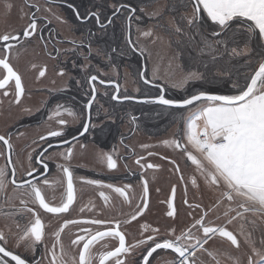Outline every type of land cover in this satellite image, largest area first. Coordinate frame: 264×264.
Here are the masks:
<instances>
[{
	"label": "snow or ice",
	"instance_id": "snow-or-ice-1",
	"mask_svg": "<svg viewBox=\"0 0 264 264\" xmlns=\"http://www.w3.org/2000/svg\"><path fill=\"white\" fill-rule=\"evenodd\" d=\"M11 7V4L5 5L6 10H10ZM28 7L35 8L36 11L30 15L29 23L22 32L0 34V42L3 45L0 48V90H3V97H8L11 87L14 99L10 102L17 105L21 103V99L25 95V87L22 76L10 62V56L22 38L30 39L39 32L36 17L39 8L33 4H28ZM68 7L73 8L74 6L69 4ZM111 7L112 14L106 18H102L99 9L89 10L84 15H81L75 8L74 12L77 19L81 21L94 19L96 27L104 32L114 23V18L122 10L127 9L130 26L136 9L127 4H113ZM181 7L185 10L190 8L191 12L185 11L180 16L174 27V32L178 36L186 37L189 44L193 45L196 51L195 59L199 60L204 71H189L179 82L173 83L172 87L184 88L189 82L217 84L220 87L216 89L202 87L180 97L166 98L164 88L156 85L160 88V92L155 96L144 98L142 102L174 109L179 113L174 117V120L182 123V135L165 140L163 143L181 153L186 161L194 166L195 172L205 184L219 192V198L207 209H202L200 204H190L185 199L184 204L189 208L202 210L199 217H193V223L181 230L179 234L176 233L175 228H166L162 234L161 229L152 228L145 223L140 225L141 238L128 243L127 233L121 228L122 223L130 224L136 221L138 217L144 215L149 207L148 181L141 174L143 194L140 203L130 214V219L124 221L100 218L64 219L58 229L51 233L54 242L51 248L45 245V253L41 256V260L50 256L49 264H109V262L111 264H128L126 257L139 249L142 253L141 258L139 261L134 260L133 264H152L150 258L158 250H170L174 254V258L167 261L166 264H198L200 260V257L197 256L198 252H208L209 256L215 258V254L209 252L205 245H208L209 241L216 236L226 239L236 248L240 247L237 235L230 231L226 225H215L213 221L206 220L209 213L227 202L223 212V215L228 218L227 224H231L237 218L244 219V214L248 212L264 214V0H182ZM93 35L94 33L90 31L87 43L83 41L80 43L69 41V43L74 45L73 50L87 47L88 55H90ZM142 35L148 37L152 35V32L149 30L143 32ZM196 37H199L198 41L195 39ZM40 38L43 39V36L41 35ZM257 38L259 51L253 57L249 54L253 50L252 42ZM127 42L132 44L130 39ZM241 43H243V48L240 47ZM133 48L136 50L135 45ZM111 51L115 53L117 49L112 48ZM88 55L84 56L85 61L88 60ZM105 55L108 54L105 53ZM240 57H248L243 60L241 65L243 71L237 67L240 64ZM108 59L111 60L110 55ZM73 67H77L75 62H73ZM79 67L85 73L83 82L90 88V99L85 108L91 109L97 94L96 83L114 84V81H106L99 75L89 72L90 64H83ZM65 74L64 68L58 72L60 76ZM44 75L45 70H41L39 76L43 77ZM140 79L145 85L154 82L147 79L144 72L140 73ZM81 83V80H76L77 85ZM111 99L131 100L135 98L128 95L121 96L119 85H116L115 94ZM61 108H63L62 105H57L55 116L62 117ZM63 110L74 118L77 115L71 108ZM25 111L30 112L29 109H25ZM131 119L135 123L137 118L133 116ZM57 123L66 125L67 121L59 118ZM97 127L101 133L104 132V127L93 124L89 116L88 122L83 124V131L79 135L83 136L89 132L90 128ZM63 137V129L49 130L46 134L39 136V141L62 138L56 145L51 142L47 143V147H44L35 157L36 163L41 168L30 167L24 176L17 178L14 165L10 172L7 166L0 167V192L7 187L8 183H11L14 189L22 190L21 196L31 198L30 201L20 199V204L24 206L20 211L31 214L28 223L21 228L20 223L16 222L17 233H12L9 229L8 235L0 229V264H40V261L35 258L30 261L26 255L16 249L22 247L24 252L35 254L37 246L44 244L46 225L41 218L39 209L58 217L60 214L68 213L74 204L76 194L73 171L67 163L56 165L66 180L65 192L59 205L48 202L41 187L38 186L40 184L50 186L48 159L55 156L62 157L65 162L72 159L74 152L72 141H76L77 137L73 136L71 141L63 139ZM10 140L11 134L0 135V144L5 147L8 153L9 165L12 164L11 153L13 151ZM33 143H37V141H33ZM63 145L69 146L64 151L49 153V149L60 148ZM80 147L83 149L86 145L81 144ZM141 147L146 149L149 146L142 145ZM46 153H48L47 158H45ZM0 155H4V153L0 152ZM148 155L151 156L153 153L149 152ZM100 159L106 162L108 169L117 168V159H114L111 153H101ZM143 159L144 157L141 156L135 161L141 169L159 167L152 163H141ZM32 160L33 156L29 153L30 164ZM169 162L174 165L177 172L180 171L179 165L174 159ZM28 177H34L35 182ZM183 179L181 176V180ZM81 180L89 185L112 189L126 202L130 199L126 191L131 188L130 184L116 187L110 183L104 184L97 179L82 177ZM191 183L194 186H199L195 175L192 177ZM175 191V186H173L172 197L167 202L169 209L167 216L173 218L177 214L174 206ZM99 195L105 203L109 201V196L105 195L103 191ZM29 202L38 205V209L29 207ZM84 210L83 207L80 209L81 212ZM230 213L235 214L230 215ZM5 215L9 214L5 213ZM189 216H192V212H189ZM70 225H80L78 232L83 233L76 234L75 238L71 239V245L78 248V259L76 256H70L62 243V233ZM84 225L96 226V228L93 230V228L84 227ZM144 233L148 234L144 235ZM241 234L244 235L245 243L249 245L253 253L248 257L247 264H264V251L255 246V242L251 239V233H244L243 225H241ZM9 236L15 239L14 246H9ZM108 238L118 243L111 246ZM101 241H105V243L101 245L102 250L97 252L95 246ZM261 244H264V240H261ZM57 246L60 249L59 255L56 251ZM254 257L256 258L254 259ZM230 259L232 258L230 257ZM201 264H203L202 261ZM236 264H240L238 258H236Z\"/></svg>",
	"mask_w": 264,
	"mask_h": 264
},
{
	"label": "flooded vegetation",
	"instance_id": "flooded-vegetation-1",
	"mask_svg": "<svg viewBox=\"0 0 264 264\" xmlns=\"http://www.w3.org/2000/svg\"><path fill=\"white\" fill-rule=\"evenodd\" d=\"M21 2L27 9L30 10V13L27 16L28 19L27 24L29 23L30 15L34 11H36L35 8L28 7V4H33L38 6L39 11L36 12V17L38 21L39 32L37 33V35H34L30 39L25 40L22 38L21 42L19 44H16V47L13 50L26 48L31 43L37 42V45L41 47L40 51L49 58L50 62H48V64L50 63L53 64V66H51L53 71L52 74L56 79L64 77V75L63 76L58 75V72L61 68H64L66 70V73L72 74L73 72H70L72 71L70 64L71 60H68L67 64L66 63L63 64L59 59V57H61V53L57 48L58 47L57 45L62 44V42H67L68 44H70V46L72 45L71 43H69L68 40H62L63 38L59 36V34L57 33L52 18H49V16H51V11H49L50 9L49 7L57 6L58 8H60L61 9L60 11L61 13L64 14V17L63 18L59 17L60 19H58L57 21L64 24L67 22H71L72 20V22L74 23V27L80 30L78 32V35L84 36L87 34V37L89 38V32L91 31L92 33H94V35L91 37V40H93V38L97 40L96 38V36L98 35L97 33H100V35L102 33V31H100L96 27L94 19H89L87 21H81L77 19L74 12L75 6L73 5L71 0H21ZM69 4L73 5L74 7L73 8L68 7ZM45 11L48 13L49 16L43 14V12ZM109 16H111V14L108 13L107 17ZM116 18L117 16L114 18V22ZM123 24L125 26L124 39L126 44L130 47L132 53H134L135 55L141 54L139 51L134 50L133 48L134 44H133V40L131 39V21H130V26H129V20H125ZM113 25L115 24L113 23L108 28L113 27ZM116 27H118V24L116 25ZM23 28L20 29V31H16V32H22ZM41 35L43 36V39L40 38ZM128 38L132 41L131 45L127 42ZM99 43L100 42H97L96 44ZM2 46H3L2 42H0V48H2ZM67 53L68 52L64 51L65 55ZM143 64L145 67V63H142V68H143ZM48 70L49 69L47 66V71L45 73L46 75H44L41 78L45 79V77L48 75ZM116 70H118V68ZM73 74L77 78H80V80L82 81V83L78 86V88L74 80L68 82L65 88L59 89L57 91L44 88L43 93L45 94L46 97L40 100L37 110L33 112L32 115L30 116L26 115L19 119L17 118L13 124L9 125V127L0 129V135L8 136L9 134H11L10 142L13 145V151L11 153L12 164L9 165L7 159L8 153L5 147L2 144H0V152L4 153V155H0V167L7 166L10 172L11 167L14 165L16 169L17 178L24 176L26 170H28L30 167L34 166L37 168H41V166L36 163L35 157L39 155V153L43 150L44 147H47V143L51 142L53 145H56L62 139V138H50L49 141H39L38 139L39 136L46 134L47 131L49 130L63 129L64 131L63 139H68L71 141L73 136L77 137L76 141H72V146L74 148L72 159L68 162H65L63 158L59 156H55L52 159H48L47 160L49 164L48 179L50 180V186H46L43 184L38 185L39 187H41L42 193L44 194L48 202H50L53 205H59L61 203L62 196L65 192L66 180L63 177L62 172L56 167V165L67 163L70 166L71 170L73 171L74 188L76 194V199L74 201L73 206L70 208V211L68 213L60 214L58 217L50 213H45L42 209H39L41 218L46 225L44 244L37 246V251L35 254L31 252H24V249L22 247L16 249L17 251L26 255L30 261L33 258H35L37 261H40V264H49V260L51 259V257L48 256L47 258L41 260V256L44 255L45 253V245L51 248L54 242V237L51 235V233H53L58 229L59 225L63 223L64 219L100 218V219H114V220L124 221L130 219V214L134 211V207L131 205L130 199L128 202H126L123 197L119 196L112 189L101 188L99 186L86 184L83 182V180H81L82 177L86 179H97L102 181L104 184L110 183L116 187H124L125 185L130 184L131 188L126 189L130 198V195L133 192L135 185L137 183L140 185L142 189V183L140 180L141 174L143 175L144 179L148 181V187H149L150 184H152L153 181L155 180L154 176L156 175L155 173L156 170L160 168L161 170H163V173L165 175L166 174L170 175L169 173H173V176L175 178L177 177V183L179 185L176 191L177 197H179L180 192L183 190L186 193L185 195H182L183 196L182 210H180L179 208L176 210L177 214L175 216V219L183 218L182 213H184L187 208L189 210H194L184 204L185 199L192 200L190 204L193 205L200 204L202 206V209H207L208 207L211 206L208 204V202L212 197L208 196L205 198L199 192L202 188V185L198 181H197V184L199 185L198 187L194 186L191 183V179L193 177L191 176L193 175L191 172L194 170V166H192L190 162L186 160L183 162V167L187 172H183L181 169V165H179V163L176 162L180 168V171L177 172L175 170L174 165L169 162L171 159L168 158L165 159L164 164H159L157 163V161L156 162L153 161L152 155L149 156L148 153L152 152L154 155L157 150H151V149L146 150L145 148H143L142 152H139L140 150L137 151L134 146L128 144V142L133 138L135 133L137 132L143 133V132L139 131V124L141 125V123L136 122L137 120H139L138 118L139 116L136 115L135 111L129 110L130 107H124L125 106L124 104L147 105L149 103L136 104L133 102H119L117 100H112L111 97L115 93V86L114 85L103 86L97 82L96 99L93 102L91 109H87L85 108V105L90 99V88L86 83L83 82L85 75L80 74L78 68L76 73ZM109 80L114 81V84L119 85V94L121 96L128 95L134 98L149 97V95L132 96L130 94H124L122 91L121 83L118 80L117 81H115L114 79H109ZM140 81L142 80L140 79ZM33 83L34 84L36 83L35 80L33 81ZM152 84L154 86L151 85L149 86L150 88L156 90L155 95H157L160 92V88L157 87L156 85H160L164 88V94L166 98L170 97L168 94V89L164 87L165 85L154 82ZM99 88H101L102 90H109L110 91L109 95L107 96L100 95ZM2 91L3 90H0L1 92L0 114L2 112L1 109L4 108L6 105L12 108L22 107L23 102L28 95V91L27 89H25V95L22 97L21 103L17 105L15 103L10 102L14 99L13 89L11 87L9 88L10 95L8 97H3ZM110 103L124 105V106L122 109L120 107L117 108L119 110L117 113L115 111L110 112L109 111ZM100 104L102 107H105L107 109V112L104 115L103 112L101 111ZM57 105L63 106V108H61L60 110L62 113V117H57L54 115ZM150 105H155V104H150ZM64 108H71L77 114L76 117L74 118L72 116H69L68 113L63 110ZM27 109L30 108L27 107ZM89 116L91 117V122L93 124L102 125L104 127L103 133H101L99 127H97V128H90L89 132L85 133L83 136L79 135V133L83 131V124L88 122ZM133 116L137 118L135 123H133L131 119ZM59 118H63L64 120H66L67 124L59 125L57 123V120ZM105 119H110L111 121H116L117 123L115 126H112L111 124H105L102 122ZM123 121L127 122L128 125L130 126V130L127 133L119 129ZM106 126L108 128H106ZM41 129H46L47 131L44 133H40ZM167 129H164L162 131L165 133ZM177 135H182V130L181 132L180 131L176 132L175 136L177 137ZM146 137H150V136H146ZM151 138H157V137H151ZM33 141H37V143H33ZM81 144L86 145V147L81 149L80 147ZM68 146L69 145H63L60 148L49 149V153L64 151ZM92 150L94 153L93 157L94 159H96V161L93 160L89 161L85 159V157H88L87 153H89ZM103 152L111 153L113 155V158L117 159L116 169H108L106 162L100 159V154ZM29 153H31V155L33 156V160L31 164L28 161ZM141 156L144 157L141 163L147 164L153 162L154 165H159V167L154 169H147V168L141 169L135 163L136 159ZM47 157H48V153L45 154V158ZM159 160L162 161L161 158H159ZM184 173H187V176H185ZM181 176H183L184 178L183 180H181ZM28 179H33V182H35L34 177H28ZM154 183H158V182L155 181ZM188 186L191 189V191L187 190ZM21 191L22 190L14 189V186L11 183H8L7 187L2 192H0V229H2L6 235H8L9 229H11L12 233H17V229L15 227L16 222H19L21 228H23L31 219L30 213L20 211L24 207L23 205L20 204V199H24L26 201L31 200V198L28 196H21ZM101 191H103L105 195L109 196V201L107 203H105L103 198L99 195ZM160 199L159 201L156 202V208L158 209V211L156 212L158 214L157 218L162 220L158 222L164 224L166 223V219L168 218V216H167L165 201ZM28 206L38 209V205H34L30 202ZM82 207L85 209L83 212L80 211ZM202 209H195L198 211V213L192 216L188 224L184 228L180 229L178 232L176 231V233L179 234L181 230H184L188 226H190L193 223V217L198 218L199 213L201 212ZM147 212H149V214L151 213L150 200H149V207L147 209ZM5 213L9 215H5ZM248 213L252 214L253 212H248ZM217 217L218 216L215 217L212 216L211 213H209L206 220L213 221L215 225H225V224H221L220 222L218 223L219 219L217 220ZM141 218L142 216L138 217L136 221H133L130 224L122 223L121 228L127 233L128 243H132L134 239H136L134 234L137 231L139 230L142 231L141 228H138L139 225L138 226L136 225ZM152 222L153 219L150 220V223L144 222V224L146 223L148 225H153ZM80 227H81L80 225H70L67 229H65L64 233H62V243L65 251L68 252L70 256H76L77 259H78V248H75L74 246L71 245V239H74L76 234H83L78 232ZM84 227H91L93 228V230H95L96 228V226H91V225H84ZM151 227L161 229L162 234L166 229L157 226L156 227L151 226ZM147 234L148 233H144V235ZM217 238L228 242L226 239L220 238L219 236H216L213 239L216 240ZM108 241L111 246H115L118 243L115 240H111V238H108ZM104 243L105 241L99 242L95 246V251L98 252L102 250L101 245ZM228 243L230 244V242ZM14 244H15V239L12 236H9V246H14ZM208 247L209 246L205 245V248L208 249L209 251ZM233 247L236 248L235 246ZM56 251L57 254L59 255L60 253L59 246H57ZM141 255H142L141 250L137 249L133 251L130 255L126 257L128 264H133L134 260L139 261ZM197 256L200 257L198 264H201V261L203 262V264H206L205 262L208 261H206L205 259L207 258L209 259L213 257V256H209L208 252H198ZM173 258H174V254H172L170 251L158 250V252L154 253L153 257L150 258V260L152 261V264H166L167 261ZM109 264H111V262H109Z\"/></svg>",
	"mask_w": 264,
	"mask_h": 264
},
{
	"label": "rangeland",
	"instance_id": "rangeland-1",
	"mask_svg": "<svg viewBox=\"0 0 264 264\" xmlns=\"http://www.w3.org/2000/svg\"><path fill=\"white\" fill-rule=\"evenodd\" d=\"M182 0H152L150 2H147L145 6L140 5V9L137 13L133 14L131 19V39L133 40V44L135 45V48L140 53L143 52L144 60H145V76L149 80H153L154 83L165 85L168 89V94L170 97H180L183 95H186L187 93H190L189 88H192L197 83L189 82L184 88H174L172 87L173 83L179 82L189 70H193L189 68L185 64L187 52L190 48L194 50V47H192L189 42L187 41L186 37H181L175 34L174 27L176 26V22L179 21V18L182 14L187 11L188 13L191 12V9L185 10L181 7ZM11 4L12 7L10 10H6L5 5ZM51 16L48 15V13L45 11L43 14L49 16V18H52L56 31L61 36L62 40H68V41H76L77 43L85 42L89 40L87 37V34L84 36L78 35L79 29H76L74 27V23L67 22V23H60L58 22L57 17H64V14L61 13V9L56 7L50 6ZM109 14L113 11L111 4H109L108 7ZM141 9H143L141 11ZM175 9V11H173ZM30 13V10L27 9L21 0H0V34H3L5 32H16L20 31L26 24H27V16ZM112 14V13H111ZM128 13L121 12L114 24L113 27H111L108 31H104L101 33H97L96 36L97 40L93 38L91 40L92 43V52L90 55H88V48H76L74 49V45L68 44L67 42H62V44H58L57 48L61 53V57H59L60 61L64 64H67L68 60L71 64V70L70 72L76 73L77 68L80 71V74H84L80 70V65L83 64H90L91 67L89 69V72L92 74L99 75L102 79H114L115 81H119L122 86V91L124 94H130V95H136L141 96L146 91L141 88L140 86V73L139 70L136 69L135 73L133 70L129 69L128 67L123 66V68H120L116 70L117 68L113 67L111 62L107 59H105L100 44H96L97 42H101L102 35L103 34H112L115 35L114 39L111 36L109 43H110V49L111 48H117L118 43L120 42L117 40V36L120 39V36L122 38V41L125 40V26L124 22L128 18ZM66 16V15H65ZM136 17H139V19H136ZM68 19V17H67ZM70 21V20H69ZM118 24V27L116 25ZM151 30L152 35L145 37L142 35L143 32ZM121 33V34H120ZM120 34V35H119ZM104 35V36H105ZM101 36V37H100ZM105 38V37H104ZM197 41L199 40V37L195 38ZM183 41V51L184 56H181L180 49L181 44L180 42ZM103 43H105L103 41ZM28 44V43H26ZM189 45V46H188ZM241 48H243V43L240 45ZM40 46L37 45V42L31 43L29 46L23 49H16L13 50L11 56H10V62L12 63L15 70L18 71V73L22 76V81L24 84L25 89L28 91L27 98H25L22 107L12 108L8 105H6L4 108L1 109L0 114V129L9 127L10 124H13L16 119L22 118L26 115L30 116L35 112L39 106L40 100L45 98V94L43 93L44 88H48L49 90H59L66 87L67 83L74 80H80V78H77L73 73H66L63 78L56 79L54 75L52 74V67L53 64H48L49 58L40 51ZM109 49V48H108ZM252 52L249 54L250 56H255L256 52L259 51V41L258 38L254 39L252 42ZM99 50V51H98ZM65 52H68L66 55ZM195 55L196 51L194 50ZM70 55V56H69ZM88 55V60L85 61L84 56ZM182 57V58H181ZM248 57H240L239 61L243 63L244 59H247ZM73 62L77 65V67H73ZM81 62V64H80ZM236 61H233V63ZM241 63V64H242ZM79 65V66H78ZM35 66V67H33ZM48 66V75L44 78H41L39 76V72L41 70L45 69V73L47 71ZM239 66V65H238ZM203 68V67H202ZM239 69H242V67H238ZM194 71V70H193ZM46 75V74H45ZM35 80V84L33 81ZM40 82V84H39ZM39 85V86H38ZM77 85V84H76ZM38 86V87H37ZM79 85H77L78 88ZM36 89V90H35ZM173 90L179 91V96H174L172 93ZM109 90H102L99 88V93L102 96L109 95ZM147 93V92H146ZM1 94V92H0ZM154 95V94H152ZM151 95V96H152ZM101 106V104H100ZM30 108V112L25 111V109ZM22 108V109H21ZM101 111L103 112V115L106 114L107 109L105 107L101 106ZM4 114V115H3ZM163 116H160L163 120L164 117L167 120L168 117H175L178 116V112H170L166 114H162ZM105 124H111L112 126L116 125V121H111L110 119H105L102 121ZM162 121H159L157 124H161ZM179 122H176L173 124V120H169L168 123L162 127L161 130L167 129L166 132L160 137L157 138H151L144 136L143 133L137 132L134 134L133 138L128 142V144L135 147V149L139 152H142L143 147L142 145H148L150 148H146V150H157L154 155H152V159L154 162L157 161L159 164H164V160L166 158L175 160L176 162L181 165V169L183 172H187L183 167V162L186 160L184 156L179 153L177 150H175L173 147H169L163 143L165 140H171L176 138V132H179ZM99 124V123H97ZM140 125V124H139ZM138 127V126H137ZM106 128H108L106 126ZM120 130L127 133L130 130V126L127 122L123 121L121 123V126L119 127ZM183 130V128H182ZM46 129H41L40 133L46 132ZM154 133H160L159 131H156ZM140 154V153H138ZM88 157H85L86 160L89 161H96L94 159L93 150L87 153ZM159 158L162 159V161L159 160ZM153 163V162H152ZM154 164V163H153ZM191 170V169H190ZM155 180L152 184L149 186V192H148V201L150 200V210L151 213L145 212L142 218L137 222L138 228H140V225L146 223H150V220L153 219V225L154 227H163V228H175L178 232L180 229L184 228L188 222L190 221V218L196 213H198L197 210H189L188 208L185 210L184 213H182L183 218H176L175 217H168L166 219V223H159L158 221H162L161 219L157 218V212L158 209L156 208V202L159 201L161 198L163 201H165L166 211H168V200L170 197H172V188L175 186V189L177 191L178 189V183H177V177L175 178L173 176V173H169L170 175H165L163 173V170L158 168L156 170ZM194 176L196 175L197 181L204 182L203 179L195 172L194 170L191 172ZM172 174V175H171ZM185 176H187V173H184ZM157 181L158 183H154ZM198 181V182H199ZM202 187H205L206 195L205 198L210 196L212 197L210 201L208 202L209 205L215 204L216 200L219 198V192L216 191L213 188H209L206 184L200 183ZM187 190H189V186L187 187ZM201 190H203L201 188ZM175 191V198H174V206L176 210L179 208L182 210V195H185V191H181L179 197H177V192ZM212 191V192H211ZM143 191L140 187V185L137 183L135 185V188L133 192L130 195V202L131 205L134 207L140 203L141 197H142ZM160 196V198H159ZM160 199V200H161ZM189 203L192 202V200H188ZM206 203V202H205ZM227 202H225L226 204ZM225 204H221L219 208H217L215 211L211 212L212 216H219L221 212L225 210ZM235 206V205H233ZM189 212H192V216H189ZM152 214V215H151ZM235 213H230V215H234ZM181 215V216H182ZM155 216V217H154ZM227 217H220V223L225 224L228 226V228L234 232L238 236V239L240 241V247L234 248L232 245H230L225 240H220L217 238L216 240H210L209 241V252H213L215 254V257L207 258L205 259L208 262H205L206 264H216L215 259L220 262V264H236V258L239 259L240 264H247L248 257L253 255L251 248L247 243H245V237L241 234V225L244 226V233H251V239L255 242V246L260 249L261 251H264V244H261V240H264V214L261 213H245L244 219L237 218L234 220L231 224H227ZM254 222V223H252ZM142 223V224H141ZM262 225V226H261ZM263 227V228H262ZM141 231H137L134 236L135 238L141 237ZM212 249V250H211ZM230 257L232 259H230ZM219 258V259H218ZM256 257H254L255 259Z\"/></svg>",
	"mask_w": 264,
	"mask_h": 264
},
{
	"label": "trees",
	"instance_id": "trees-1",
	"mask_svg": "<svg viewBox=\"0 0 264 264\" xmlns=\"http://www.w3.org/2000/svg\"><path fill=\"white\" fill-rule=\"evenodd\" d=\"M71 1H72L73 5L75 6V8L77 10H79L81 15H83L85 12H87L89 10L94 11V10L99 9L102 13V18H106L108 16V13H109V11H108L109 4H111V5H113V4H127V5H130L131 7L135 8L136 9L135 13H137L138 10L140 9V5L145 6V4H147V2H150L152 0H71ZM122 11L129 14L127 9L122 10ZM109 29L110 28H107L106 31H108ZM113 34H114L113 32H112V34H106V35L103 34L102 40L99 43L105 59L109 60L108 56L110 55L111 60H109V61L111 62L112 66L117 67L118 69L125 66V67H128L129 69L133 70L134 73H135L136 69H138L139 73H140L141 69H142V63H145L144 56L141 54L135 55L134 53H132V50L126 44L125 40L122 41L121 36H120V39L117 36V40L120 42V44L118 43L117 51L115 53H113L111 51L112 48L110 49V47H109L110 46L109 41H110V39H112L110 37L112 36L113 39L115 37V35L113 36ZM113 39H112V41H113ZM103 41L105 43H103ZM180 44H181L180 53H181V56L183 57L184 56L183 41H181ZM191 46L193 47V45H191ZM105 53H107L108 55H105ZM195 57H196V55H195L193 48L191 49L189 46V50L187 52L185 64L187 66H189V68L193 69L194 71L203 72L204 68H202L201 63L199 62V60L195 59ZM234 63H236V62H234ZM241 63L242 62H240V64H238L239 66L237 65V67H240L242 65ZM193 70L188 69V71H193ZM239 70L243 71V69H239ZM140 84H141L140 86H142L141 88H143V90H145L147 92V93L146 92L143 93V96H148V95L150 96L152 94H154V95L156 94V90L150 88L149 85H145L142 81H140ZM202 87L210 88V89H216L220 86L217 84L197 83L192 88H189V91L193 92L195 90L201 89ZM172 93H174L173 94L174 96L180 95L179 91H176V90H173ZM108 105H109V103H108ZM124 105H118V104H114V103L111 104L110 103L109 111L110 112L115 111L117 113L119 111L117 108H119V107L121 109L123 108V106L124 107H130L129 110L135 111L136 115L139 116L138 117L139 120H137L136 122L141 123V125H139V131L143 132V134L145 136L158 137V136L164 134V132L160 128V127H162L161 125L165 126L169 120H173V124L176 123V121L174 120V116L173 117L170 116V118L168 117L167 120L165 119V117L163 120L160 117V116H163L162 114L170 113L173 111L177 112L176 110L166 109L163 107L150 105V104H147V105L124 104ZM159 121H162V123L157 124ZM178 124H179L178 130L181 132L182 123H178ZM159 130H160V133H154V132L159 131Z\"/></svg>",
	"mask_w": 264,
	"mask_h": 264
},
{
	"label": "water",
	"instance_id": "water-1",
	"mask_svg": "<svg viewBox=\"0 0 264 264\" xmlns=\"http://www.w3.org/2000/svg\"><path fill=\"white\" fill-rule=\"evenodd\" d=\"M127 20H128V18H127ZM127 27H128V24H127ZM128 40H129V38H128ZM144 71H145V67H144V64H143V68H142V71L141 72H144ZM108 85H114V86H116V84H104L103 86H108ZM148 85L154 86L153 84H148ZM143 99L144 98H135V99H131V100H117V101H119V102H133V103H136V104H146V103H143L142 102ZM155 105H157V104H155ZM158 106H160V105H158Z\"/></svg>",
	"mask_w": 264,
	"mask_h": 264
},
{
	"label": "crops",
	"instance_id": "crops-1",
	"mask_svg": "<svg viewBox=\"0 0 264 264\" xmlns=\"http://www.w3.org/2000/svg\"><path fill=\"white\" fill-rule=\"evenodd\" d=\"M182 128H183V126H182ZM196 176V175H195ZM198 177L196 176V179H197ZM199 181V180H198ZM199 183H203V184H205V182H200L199 181ZM202 189L203 190H200L199 192L203 195V196H205L207 193H206V190H205V187L203 188L202 187ZM188 191H191V189L189 188V190ZM212 192V191H211ZM224 212V211H223ZM223 212H221L220 213V215L218 216V217H225V216H223ZM218 220V219H217ZM220 222V220H218V223ZM262 226V225H261ZM263 228V227H262ZM212 250V249H211ZM216 258V257H215ZM219 259V258H218ZM216 264H220V262L218 261V260H216Z\"/></svg>",
	"mask_w": 264,
	"mask_h": 264
}]
</instances>
